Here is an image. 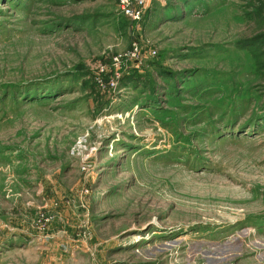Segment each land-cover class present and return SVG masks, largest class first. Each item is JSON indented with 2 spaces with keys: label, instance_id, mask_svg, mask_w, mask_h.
Returning a JSON list of instances; mask_svg holds the SVG:
<instances>
[{
  "label": "rangeland",
  "instance_id": "obj_1",
  "mask_svg": "<svg viewBox=\"0 0 264 264\" xmlns=\"http://www.w3.org/2000/svg\"><path fill=\"white\" fill-rule=\"evenodd\" d=\"M76 227L79 264H264V0H0V264Z\"/></svg>",
  "mask_w": 264,
  "mask_h": 264
},
{
  "label": "crops",
  "instance_id": "obj_2",
  "mask_svg": "<svg viewBox=\"0 0 264 264\" xmlns=\"http://www.w3.org/2000/svg\"><path fill=\"white\" fill-rule=\"evenodd\" d=\"M68 233L67 240L63 239L61 246L54 240V244H49L51 245L49 256L43 257V260L38 259L41 261L34 259L28 264H79V227L68 229ZM43 254L46 253L43 252Z\"/></svg>",
  "mask_w": 264,
  "mask_h": 264
},
{
  "label": "built area",
  "instance_id": "obj_3",
  "mask_svg": "<svg viewBox=\"0 0 264 264\" xmlns=\"http://www.w3.org/2000/svg\"><path fill=\"white\" fill-rule=\"evenodd\" d=\"M152 1L153 0H117V9L126 18L138 22L144 18ZM138 49L137 44L133 43L132 49L129 50L127 54L124 56L118 55L114 58V63H121L123 58L127 59L135 57ZM40 219L42 222H47L49 216L45 213H41Z\"/></svg>",
  "mask_w": 264,
  "mask_h": 264
},
{
  "label": "trees",
  "instance_id": "obj_4",
  "mask_svg": "<svg viewBox=\"0 0 264 264\" xmlns=\"http://www.w3.org/2000/svg\"><path fill=\"white\" fill-rule=\"evenodd\" d=\"M136 72H135V70L134 71H132L131 72V75H134ZM141 80V79H140ZM141 84H142V82H141Z\"/></svg>",
  "mask_w": 264,
  "mask_h": 264
}]
</instances>
